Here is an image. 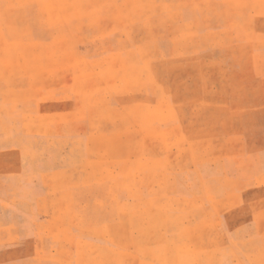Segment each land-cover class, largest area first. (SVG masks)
Instances as JSON below:
<instances>
[{"label":"rangeland","instance_id":"374dc122","mask_svg":"<svg viewBox=\"0 0 264 264\" xmlns=\"http://www.w3.org/2000/svg\"><path fill=\"white\" fill-rule=\"evenodd\" d=\"M0 264H264V0H0Z\"/></svg>","mask_w":264,"mask_h":264}]
</instances>
